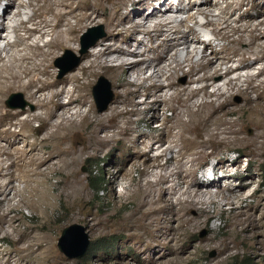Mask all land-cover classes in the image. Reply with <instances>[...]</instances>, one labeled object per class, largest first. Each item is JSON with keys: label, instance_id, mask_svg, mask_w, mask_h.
Wrapping results in <instances>:
<instances>
[{"label": "bare ground", "instance_id": "bare-ground-1", "mask_svg": "<svg viewBox=\"0 0 264 264\" xmlns=\"http://www.w3.org/2000/svg\"><path fill=\"white\" fill-rule=\"evenodd\" d=\"M244 1L246 0H241L242 3ZM140 2L142 0H24L19 3L18 0H0L2 9L0 12V42L7 40L11 34L15 38L12 44L0 46L1 224L4 225L6 222L12 224L17 221L16 217H10L20 205V203L18 206L14 204L17 197L23 198L22 203L33 211H39L41 204L50 205L47 191L49 172L54 169L55 165L58 167L62 164L66 168L79 165V156L83 153L125 145L127 150L129 148L132 152H130V156L133 158L135 156L141 164L150 165L158 162L168 150L163 149L162 144L164 136L171 134V130L158 129L159 137L137 136L139 138L133 139L129 145L126 143V138L141 131L138 125L145 121L146 113L153 111L157 105L174 98L183 108V111H180L179 108L176 109L177 119L182 121L183 115L188 117V121L193 124L190 129L195 134L204 132V134L211 135L216 132L220 135L224 132L219 127L230 126L225 129L234 133L236 142L246 143L256 153L264 151V95L262 92L258 93L260 88L264 89V79L259 80L258 84H248L243 88L240 75L241 71L252 69L257 61L264 59V52L258 56L255 51L257 46L264 49V43L259 44V40L264 37V19L256 25L242 23L247 16L250 17L249 11L238 19L232 18L227 10H223L218 16H213L212 7H215V4L211 0H190L189 11L195 10V15H202L207 19L202 26L213 28L214 37L211 38L207 33L194 26H186L188 21L196 20L193 12L179 22L172 17L171 13L174 10L177 15L182 13L184 8L181 5L184 0H179L178 6L175 8L168 6L166 9L162 8V1L158 4H145L152 9L151 15L155 20V24L152 26L147 25L149 17L145 15V7H138ZM24 5L32 8V15L27 20L19 19L22 15L20 7ZM254 7H258L256 1L252 4V8ZM25 15L29 14L25 13ZM168 16L171 17L168 18ZM212 16L213 18H211ZM233 22L236 23L235 26H232ZM195 23L199 24L198 21ZM101 24L105 25L108 31L106 40L96 43L97 45L95 44L96 46L93 48L90 47L91 49L88 48L90 50L87 49L88 52L86 51L85 55L82 54L84 61L74 72L62 80L55 78L56 71L53 62L58 61L63 53L70 50L77 53L80 43L85 37L84 33L88 32L91 27ZM180 24L185 25L187 30L182 31L179 27ZM229 29L238 37L232 38L227 32ZM190 34L194 37L192 40ZM35 37H38L37 40H33ZM45 37L49 39L43 43L38 41H42ZM204 38L213 43L219 38L229 39L232 45L228 48L224 47V52L227 54L223 58H208L207 62L203 63L199 58L198 60L195 58L199 54L205 58V49L201 50V47L196 46ZM193 42L195 43V55L190 50L194 45H192ZM3 52L7 54L5 58L2 56ZM252 58L255 59V63L249 62ZM234 59H236L237 65L228 66V63ZM186 66L189 71L185 73ZM150 68L153 73L146 77V71ZM99 70L110 75L113 79L116 98L109 113L97 116L93 114L92 105H89L91 103L89 87L93 81L92 77H96ZM180 71L184 72V76L188 78L185 86L175 82ZM258 71L256 75L249 74L245 82H255L258 77L264 76V66H261ZM232 74H236V77H231ZM132 75L135 79L129 81ZM218 78H226L223 85L220 84L221 81H216ZM162 79L167 82L163 83ZM148 81L151 82L150 86L144 92L140 89L132 90V87L142 88ZM198 84L201 86L195 87ZM69 85L73 86L72 90ZM209 87L215 88V91L206 92ZM16 91L26 93L27 100L35 106L37 111H30L27 108H8L7 100ZM168 91H173L169 97L167 96ZM201 91H205L206 96H214L217 104L213 101L207 103L204 100L198 103L192 102ZM250 92L257 93L256 98H251ZM234 93L242 95L245 99V106L241 107V111L228 108ZM139 95L143 96V101L136 100ZM150 98L152 101L149 103ZM222 98L224 101H220ZM74 105L77 107L72 112ZM84 105H88L86 112H83L82 106ZM141 105H146V107L143 110L139 109ZM194 108H201L199 115L194 114L195 117L192 116ZM202 108L208 110L204 111ZM38 110H42V112H38ZM133 115L142 117L135 121L132 118ZM235 115H238L236 121L229 122L226 119L227 116ZM55 121L57 123H54ZM32 122L44 123V128L48 130L42 141L41 151L28 143L23 147L19 146L22 134L21 131H18V127L30 126ZM182 123L179 122L181 126ZM190 125L186 129H189ZM248 125L256 127L255 136L249 140L240 138L244 127ZM214 127H216L215 130H213ZM225 129L223 128V130ZM7 138V144L4 145L3 142ZM179 140L180 135L175 137L173 143ZM50 142H53L54 149L46 151V143ZM112 143L115 145L111 146ZM155 144H160L158 150H161V153L151 158L149 153L154 150ZM56 157L59 160L58 164L52 162ZM185 158L181 153L177 158L173 157L168 160V163L170 160L178 161L179 166L176 167L178 171L174 174L178 179L182 178L183 181L182 184L175 181L171 188L179 189L180 212H185L180 216L177 214L179 226L176 228L179 230L185 226V223L188 225L192 223L187 217L185 220L188 208L196 207L201 201H205L202 203L206 205L209 204L206 202V197L215 196L210 187L216 185L220 179H212L215 177V173L204 171L202 180L206 188H203V183L200 185L198 182L187 181L188 176L185 177L182 172L186 169V163L192 164L195 160ZM16 182L23 184L24 187L18 188L14 184ZM152 184L150 183L147 188L139 186L142 188L141 191L137 188L135 191L133 190L132 197H137L140 201L136 211L137 214L141 213L137 221V226L141 228L131 232V237L141 238L145 232L156 233L161 224L160 203L164 200L166 192L164 194L159 192L160 195L157 198L158 190H152ZM82 185L83 180L79 176V172L73 171L72 176L68 177L64 184L65 188L69 190L68 198L79 197L83 192ZM180 186L182 187L180 188ZM246 186L248 184H245ZM232 188L233 186L230 185L229 189ZM203 189H206V193ZM168 194L170 195V193ZM194 194L195 196L199 195L200 201H189ZM183 197L186 198L183 199ZM239 198L238 193H232L230 196L234 203ZM126 218L125 220L128 221V217ZM129 227L131 228V226ZM164 239L161 244H166ZM27 248L32 249L34 245L30 244ZM18 261L16 264H19Z\"/></svg>", "mask_w": 264, "mask_h": 264}, {"label": "rangeland", "instance_id": "rangeland-1", "mask_svg": "<svg viewBox=\"0 0 264 264\" xmlns=\"http://www.w3.org/2000/svg\"><path fill=\"white\" fill-rule=\"evenodd\" d=\"M20 1L24 0H18V3ZM161 1L163 3L162 8L165 9L168 6L175 8L179 2V0H142L138 5L139 8H146L145 15L149 17L148 26L154 25L155 20L151 15L152 9L145 6V4H158ZM211 1L215 4V7H212L214 11L212 12L213 16H218L223 10H227L232 15V18L238 19L242 14L249 11L250 17L247 16L242 23L256 25L264 19V0H246L244 3L241 0ZM254 1L258 5L257 8H252ZM189 2L190 0H184L181 6H183L185 11L183 10L180 15H177L175 10L171 13L173 15L172 17L178 20L177 22L183 18L186 19L192 12L195 15V10L189 11ZM240 2L242 4L241 6L239 5ZM23 7H20L22 15L19 19L24 18L27 20L32 15V8L26 7V5ZM0 12H2L1 7ZM25 13L29 15H25ZM195 16V21H198L199 24L197 25L195 21H188L186 26H194L196 29L207 33L211 38L214 37L211 26H202L207 19L202 15L196 14ZM235 25L236 23L233 22L232 26ZM186 26L180 24L179 27L182 31H186ZM94 28H102L103 32L96 29L95 32L89 35L88 40H85L88 44L92 43L97 37H100L99 35L101 33L105 35L95 41L97 44L106 40L108 36L105 25H97L90 29ZM89 32L90 30L84 33V36ZM227 32L232 38L238 37L230 29ZM37 38L35 37L33 40H37ZM193 38V35L190 34V39L192 40ZM48 39V37H45L42 41H38L43 43V41H47ZM14 40V35L11 34L7 40L0 42V46H5L8 43L12 44ZM262 43H264V37L259 40V44ZM192 45L193 47L190 50L195 55V43L193 42ZM231 45L229 39L219 38L213 43L204 38L196 46L201 47V50L205 49V58H202V55L199 54L195 60L199 58L200 61L206 63L208 58H223L227 54L224 52V47L228 48ZM82 48L81 42L80 49L77 53L71 50L68 51L79 58L78 66L84 61L83 55L81 54ZM141 49L143 50V48ZM255 51H257L258 56H261L264 49L257 46ZM66 54L67 52L63 53L58 61L53 62L56 71L55 78L60 80L74 72L78 67L66 73L63 77H60L61 69L57 66V62L63 63L67 68L76 61L74 57L70 55L66 56ZM6 55V52H3V58ZM62 60L65 61L63 62ZM249 62L255 63V59L252 58ZM1 63L3 62L1 61ZM235 65H237L236 59L228 63V66ZM261 66H264V59L257 61L252 69H244L240 72L242 76L241 87L245 88L248 84H258L259 80L264 79V76H260L255 82L252 81L253 83L245 82L248 78L247 76L249 74L256 75ZM188 71L189 68L186 66L184 72L186 73ZM184 72L180 71L175 78V82L178 85L185 86L187 84L188 78L184 76ZM152 73L153 70L150 68L146 71L145 76L149 77ZM101 77L110 83L113 100L107 110L99 113L93 95V87ZM231 77H236V74H232ZM134 79L135 77L132 75L129 81H133ZM92 80L89 87L91 96V103L89 105H92L94 115L100 116L107 114L110 112V108L116 98L114 81L110 75L105 74L102 70H99L96 77H92ZM225 80L226 78H218L216 81H221L220 84L223 85ZM162 82L166 83L167 81L162 79ZM150 83V81L146 82L142 88L132 87V90L136 91L140 89L144 92L150 86ZM198 86L200 87L201 85L198 84L195 87ZM69 88L72 90L73 86L69 85ZM214 91L215 88L213 87H209L206 90L208 93ZM168 92L167 96L169 97V94L173 91ZM206 92H199L192 102L198 103L204 100L207 103L213 101L217 104L215 97L206 96ZM261 92L264 95L263 88H260L258 93ZM14 94L22 95V98L16 97L12 100L14 104L20 105L25 103V108L30 109V111H37L34 108L35 106L29 103L27 94L24 92H13L7 102ZM250 96L251 98H256L257 93L250 92ZM143 99V96L139 95L136 100L143 101ZM151 101L152 99L150 98L148 102L150 103ZM220 101H224V98ZM230 102L231 104L228 108L232 110L241 111V107L245 106V99L239 94L234 93L231 96ZM6 106L10 109H22L21 107L11 108L8 104ZM76 107L77 105L73 106L72 112L75 111ZM87 107L88 105L82 106L83 112H86ZM145 107L146 105H141L139 109L143 110ZM177 108L183 111L182 106H180V103L175 98L157 105L153 111L145 114V121L138 125L141 131L138 134L135 133L133 136L126 138V143L129 145L133 139L137 140L139 138L137 136L143 138L146 135L159 137L160 132L157 131L158 129L171 130V134L164 136V143L162 144L163 149L168 150L158 162L152 163L153 165H143L135 156L134 158L131 157L132 152L129 148L127 150L125 145L115 146V148L108 150H91L79 156V165L70 168H66L62 164V166L59 165L58 167L55 165L54 169L49 172L47 191L50 205L41 204L39 211H33L22 203L23 198L17 197L14 204L18 206L20 203V205L10 216L16 217L17 221L12 224L6 222L4 225L0 222V264H16L18 259L19 264H243L246 258H250L253 264H264V151L256 153L246 143L236 142L234 140V133H231V130H227L230 126L226 127L223 124L219 129L224 134L218 135L216 132L211 135L208 133H205V135L204 132L202 134H195L190 129L193 124L188 121V117L183 115L182 121L177 119ZM202 109L204 111L208 110L205 108ZM192 111L193 115H191L195 117V115H199L198 113H200L201 108H194ZM38 112H42V110H38ZM238 115L227 116L226 119L229 122H233L238 119ZM141 117V115H133L132 118L138 121ZM50 122L52 123L53 120ZM179 122H183V125L181 126ZM54 123H57V121ZM188 125H190L188 127L189 129H186ZM223 128L227 129L223 130ZM14 131H17V129H14ZM18 131H21L22 134L19 146L23 147L28 143L37 147L38 151L42 150V141L48 132L44 128V123L32 122L30 126H19ZM255 134L256 127L248 125L244 127L240 138L249 140ZM178 135H180V140L173 143L175 137ZM7 141L8 138L5 139L3 144L6 145ZM46 145V151L54 149L53 142L46 143ZM114 145V143L111 144V146ZM159 145L155 144L154 150L149 153L151 158L161 153V150H158ZM181 153L187 159L195 160L192 163L193 165L186 163L187 166H185L186 169L184 170L190 173L188 172L187 174L184 170L182 172L185 177L188 176L187 181L198 182V184L202 185V176L204 174L202 170L210 163L215 165V177L212 179H220L216 185L214 184V186L212 185L210 187V190H213V193L217 196H205L206 202L209 203L208 205L202 203L205 201L198 202L200 201L199 195H192L193 197L189 201L196 200L198 204L196 207L188 208L185 216V220L189 219L192 223L190 225L185 223V226H182L179 230V228H176L179 226L178 218L183 213L185 214V212H180V205L178 204L180 202L179 199H181L179 197V189L177 187H174L175 189L171 188H173L172 185L175 181L180 184L183 181L182 178L178 179L174 174V172L178 171L176 169L179 166L178 161L170 160V163H168V160L173 157L177 158ZM57 157L52 161L54 164H58L59 160ZM228 169L230 170L229 173ZM120 170L121 172L119 174ZM73 171L79 172V176L83 180V192L76 199L68 198L69 190L64 186L68 177L72 176ZM150 183H153L152 190H158L157 198L160 193L164 194L166 192L164 200L160 203L162 209L159 214L161 218L160 229L158 228L156 233L149 234V232H145L141 238L131 237V232L141 228L137 226V221L141 213L138 212L137 214L136 211L140 201L137 197H132V194H134L136 188L141 191L142 188L139 186L147 188ZM14 184L18 188L24 187L23 184L18 182ZM245 184H248V186L245 187ZM230 185L233 186L232 189H229ZM96 187H99L101 191H98ZM203 188H206L204 183ZM203 190L206 193V189ZM232 193H238L240 196L239 200H236L235 203L230 199ZM185 198L183 197V199ZM124 217H128V221ZM74 224L85 227L89 235L90 246L93 242L104 239V248L98 251L90 250L82 258L70 259L65 256L58 248V241L64 229ZM163 239L166 240V244H161ZM30 244L34 245L33 250L27 248Z\"/></svg>", "mask_w": 264, "mask_h": 264}, {"label": "water", "instance_id": "water-1", "mask_svg": "<svg viewBox=\"0 0 264 264\" xmlns=\"http://www.w3.org/2000/svg\"><path fill=\"white\" fill-rule=\"evenodd\" d=\"M96 29L102 31V28L90 29V33L83 38L82 41L83 48L81 50V54L85 53L89 47L94 46L96 44L95 41L105 35L104 33H101L99 35L100 37H97L92 43L89 44L86 43L85 40L86 39L88 40V38L90 37L89 35L95 32ZM67 55L74 57L76 61L67 68L63 63L57 62V66L61 69L60 77H63L66 73L74 70L79 64V58L75 57V55L72 54V52H67L66 56ZM93 95L98 112L102 113L105 110H107L110 103L113 100V94L111 92L110 83L103 77L99 78L97 84L93 87ZM16 97L22 98V95L21 94L12 95L10 100L7 102V104L11 108H18V107H21L22 109L25 108L26 105L25 103H22L20 105H17L16 103H15L16 105L14 104L12 100ZM89 246H90L89 235L87 234L85 227L79 224H74L70 227L65 228L62 233V236L58 241L59 250L70 259L82 258L88 252Z\"/></svg>", "mask_w": 264, "mask_h": 264}, {"label": "trees", "instance_id": "trees-1", "mask_svg": "<svg viewBox=\"0 0 264 264\" xmlns=\"http://www.w3.org/2000/svg\"><path fill=\"white\" fill-rule=\"evenodd\" d=\"M97 185V183H96ZM98 191H101L99 189V187H96ZM104 243H105V240H101V241H96V242H93L91 244V246H89V249L88 251L90 250H93V251H98V250H101L104 248ZM243 264H253L252 261L250 260V258H246L244 261H243Z\"/></svg>", "mask_w": 264, "mask_h": 264}, {"label": "clouds", "instance_id": "clouds-1", "mask_svg": "<svg viewBox=\"0 0 264 264\" xmlns=\"http://www.w3.org/2000/svg\"><path fill=\"white\" fill-rule=\"evenodd\" d=\"M151 12H152V10H151ZM204 171H210L212 174H214L215 173V165H213V164H209V165H207L203 170H202V172H204Z\"/></svg>", "mask_w": 264, "mask_h": 264}]
</instances>
